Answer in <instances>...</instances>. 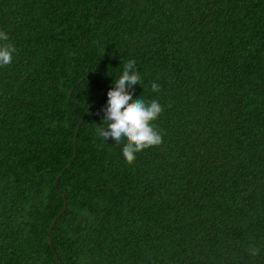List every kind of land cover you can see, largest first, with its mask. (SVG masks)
Here are the masks:
<instances>
[{
  "label": "trees",
  "instance_id": "1",
  "mask_svg": "<svg viewBox=\"0 0 264 264\" xmlns=\"http://www.w3.org/2000/svg\"><path fill=\"white\" fill-rule=\"evenodd\" d=\"M0 31V264H264V0H0ZM128 60L163 107L131 164L97 134Z\"/></svg>",
  "mask_w": 264,
  "mask_h": 264
},
{
  "label": "clouds",
  "instance_id": "2",
  "mask_svg": "<svg viewBox=\"0 0 264 264\" xmlns=\"http://www.w3.org/2000/svg\"><path fill=\"white\" fill-rule=\"evenodd\" d=\"M15 52L16 48L9 42L8 34L0 31V67L10 65ZM113 83L114 87L107 92V106L103 109L102 122H106L107 127L98 125L97 134L104 141L112 138L117 144L126 139L122 154L126 162L131 164L136 159V153L162 143V136L150 122L158 118L163 107L155 99H133L128 91L133 85L142 84L134 60L123 64L122 73ZM151 91L159 92L160 86L152 82ZM248 253L254 257L259 254V249L251 246Z\"/></svg>",
  "mask_w": 264,
  "mask_h": 264
}]
</instances>
